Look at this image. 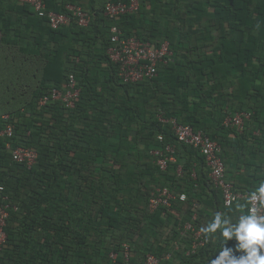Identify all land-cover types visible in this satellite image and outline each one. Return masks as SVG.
<instances>
[{
	"label": "trees",
	"instance_id": "trees-1",
	"mask_svg": "<svg viewBox=\"0 0 264 264\" xmlns=\"http://www.w3.org/2000/svg\"><path fill=\"white\" fill-rule=\"evenodd\" d=\"M44 1L71 16L68 6H81L90 21L82 26L72 17L53 28L29 4L0 0L2 43L28 40L19 60L0 61V74L17 73L22 82L29 73L32 84L29 95L15 94L13 79L0 80V130L14 125L12 136L0 134V185L10 204L0 262L121 264L126 244L132 264L149 253L160 264H211L222 237L201 229L217 213L235 222L248 201L225 205L205 156L160 117L216 140L235 192L264 183V77L257 75L264 73V0H139L136 11L115 17L105 15L106 3L130 0ZM113 25L154 47L168 41L172 56L155 76L124 82L108 53ZM71 74L74 106L41 105L54 88L69 89ZM239 113L249 115L242 127L225 124ZM168 145L175 161L161 169L152 150ZM19 146L37 152L31 167L13 160ZM158 187L175 197L151 210ZM237 244L233 238L225 246L238 259L246 253Z\"/></svg>",
	"mask_w": 264,
	"mask_h": 264
},
{
	"label": "built area",
	"instance_id": "built-area-1",
	"mask_svg": "<svg viewBox=\"0 0 264 264\" xmlns=\"http://www.w3.org/2000/svg\"><path fill=\"white\" fill-rule=\"evenodd\" d=\"M22 3L29 4L39 16L46 17L51 27L57 28L67 25L72 17H75L78 23L82 26L88 25L90 15L81 6L69 5L72 16L67 13H59L53 10H48L44 0H18ZM139 8V0H130L129 2H113L108 1L105 5L104 13L109 17H115L129 12L136 11ZM111 45L108 49L110 58L119 65V75L124 82H136L145 78H151L157 74V66L160 62H167L172 56V51L168 41H164L160 46L154 47L150 42L143 41L137 37H125L122 30L113 25L110 28ZM69 89L64 92L54 88L49 94L40 98V104L45 105L49 101L62 100L69 107L74 106V100L77 97L79 90L76 88V79L74 75H70L68 81ZM248 117L247 113H239L230 120L239 128L243 125V117ZM8 118V115L5 116ZM164 122H170L172 129L180 142L190 144L198 148L205 156L206 162L210 167V177L215 187L221 188L224 198V203L227 206L232 205L238 199L245 197L248 201V212L255 207L258 214H263L264 203L259 200H250L251 193L243 195L233 190V186L226 180L225 164L220 155L221 146L216 141L211 139L204 131L196 130L190 124L179 122L176 118L165 119L160 117ZM14 125L8 123L5 129L0 130V134L12 136ZM159 140H163V135H159ZM13 160L20 163H25L31 167L37 159V152L26 146L11 148ZM173 148L168 145L165 150L157 148L152 150V154L156 157V162L161 169H165L169 161H175L173 156ZM4 187L0 185V252L7 241V233L5 227L9 218L10 204L6 202L8 196L2 195ZM154 195L150 199L149 207L151 210L159 206H169L171 200L175 197L167 187H158L153 192ZM181 200L186 198V194L180 195ZM186 229H190L191 224L185 225ZM201 231L196 232V238H199ZM196 244H194V247ZM125 260L121 264H132L128 253V246L124 244ZM111 257L115 259L117 254L112 252ZM0 264H3L0 262ZM143 264H160V259L154 254L149 253Z\"/></svg>",
	"mask_w": 264,
	"mask_h": 264
},
{
	"label": "clouds",
	"instance_id": "clouds-1",
	"mask_svg": "<svg viewBox=\"0 0 264 264\" xmlns=\"http://www.w3.org/2000/svg\"><path fill=\"white\" fill-rule=\"evenodd\" d=\"M250 200L264 203V183L251 193ZM201 230L210 234L219 230L222 237L223 250L211 264H264V215L258 214L255 207L247 214H241L235 222L222 220L221 215L217 213L213 221ZM233 238L238 242L235 251L246 253L238 259L231 255L234 250L225 246L227 241Z\"/></svg>",
	"mask_w": 264,
	"mask_h": 264
},
{
	"label": "crops",
	"instance_id": "crops-1",
	"mask_svg": "<svg viewBox=\"0 0 264 264\" xmlns=\"http://www.w3.org/2000/svg\"><path fill=\"white\" fill-rule=\"evenodd\" d=\"M7 1V0H4ZM84 2H87V0H83ZM19 4V3H18ZM20 5V4H19ZM3 34L0 32V61H6V62H11L13 61L12 59L17 58L18 60L22 56L21 48L19 46H25L26 41L24 40L23 42L20 43H15L14 41H10L9 43H2L3 41ZM17 76V73H3L2 75L0 74V80L1 78H11L13 79V82L11 81V86L15 89V94L20 93V94H28L32 90V84L29 81L30 80V75L27 73L25 80H17L14 76ZM257 75H260L264 77V73H257ZM33 76V74H32ZM262 82V80H258L257 83ZM1 83V81H0ZM262 87L261 91L264 92V83L260 84ZM13 92V91H12ZM232 118V117H231ZM230 117H226L224 122L227 124L228 119H231ZM256 134L258 135V131H256ZM184 162V159L182 160V163Z\"/></svg>",
	"mask_w": 264,
	"mask_h": 264
}]
</instances>
